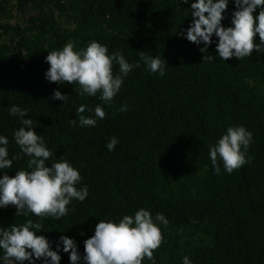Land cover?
<instances>
[{"label":"trees","instance_id":"1","mask_svg":"<svg viewBox=\"0 0 264 264\" xmlns=\"http://www.w3.org/2000/svg\"><path fill=\"white\" fill-rule=\"evenodd\" d=\"M192 2L0 0V18L5 17L0 19V135L9 140V158L15 157L3 171L14 176L27 168L29 158L12 138L21 118L10 115L9 107L19 105L28 109L24 118L32 119L53 153L46 164L69 161L81 175L77 187H88L86 199L73 200L59 220L16 216L14 205L0 208V228L39 221L37 235L48 238L52 250L66 235L83 256L84 241L99 220L144 208L153 217L163 213L169 222L160 226L155 264H182L185 256L192 264H264V52L222 60L213 43L202 53L203 43L182 35L192 21ZM235 10L229 0L225 27ZM254 40L259 42L258 34ZM91 41L106 45L109 53L121 50L129 63L139 62L108 104L78 94L75 83L45 78L48 51L67 42L79 50ZM142 55H158L165 75L148 71ZM205 55L213 59L203 61ZM54 90L67 94V101L53 99ZM124 103L127 111L121 112ZM97 104L105 117L94 127L78 126L76 109L84 105L81 114L92 115L89 109ZM73 119L77 125L69 123ZM236 125L253 134L251 163L230 174L221 163L216 174L209 145ZM113 136L118 143L109 151L105 145ZM62 247L60 264H71Z\"/></svg>","mask_w":264,"mask_h":264},{"label":"clouds","instance_id":"2","mask_svg":"<svg viewBox=\"0 0 264 264\" xmlns=\"http://www.w3.org/2000/svg\"><path fill=\"white\" fill-rule=\"evenodd\" d=\"M189 0H183L187 4ZM236 10L232 13L231 26L225 27L222 20L229 0H193L191 3L192 21L184 37L197 45L201 43L202 53L209 45L215 43L216 53L222 60L235 57L242 59L264 52V0H234ZM259 9L258 14L254 15ZM258 34L259 42L254 38ZM213 36L218 40L214 41ZM49 68L45 78L49 82L77 84L80 95L96 96L104 104L112 102L119 92L124 79L139 62L129 63L121 50L109 53L106 45L91 41L85 48L77 50L72 42H67L61 49L48 51L44 57ZM141 59L148 71L165 75L164 61L157 56L142 55ZM212 55H205L203 61H211ZM118 65V71L113 70ZM98 94V95H97ZM53 99L66 102L68 95L54 90ZM84 105L76 109L78 126L94 127L97 118L103 119L105 111L100 104L89 109L92 115H83ZM127 104L119 111H127ZM27 108L11 105L9 114L19 116L21 126L13 131V140L23 154L29 159L27 168L15 171L9 176L3 171L12 167L13 157L9 158V140L0 135V208L14 205L16 216L27 217L29 213L36 217H51L59 220L68 214L67 207L73 200L84 201L88 196V187H77L81 181L79 170L69 161L57 158L50 166L46 161L53 155L46 146L43 136L37 134L33 121L25 119ZM77 125V120L69 121ZM253 141V134L242 125L229 126L226 132L209 145L208 155L216 174L221 172V163L226 173L251 163L247 158L248 146ZM118 139L111 137L105 147L113 151ZM168 219L163 213L155 217L149 210L140 208L134 215H122L118 220H99L94 234L84 241V255L81 256L74 240L61 235L56 243V250L43 235H37L42 225L39 221L27 219L20 225L12 224L10 228H0V262L2 264H60L61 250L69 253L71 264H142L147 258L153 260V251L162 241L161 225L167 226ZM182 264H192L187 257Z\"/></svg>","mask_w":264,"mask_h":264},{"label":"rangeland","instance_id":"3","mask_svg":"<svg viewBox=\"0 0 264 264\" xmlns=\"http://www.w3.org/2000/svg\"><path fill=\"white\" fill-rule=\"evenodd\" d=\"M2 21L5 19V17L0 18Z\"/></svg>","mask_w":264,"mask_h":264}]
</instances>
